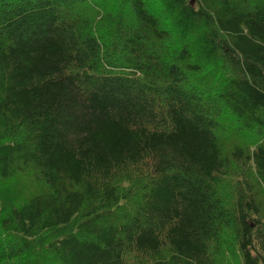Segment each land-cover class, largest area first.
I'll return each instance as SVG.
<instances>
[{"label":"trees","instance_id":"1","mask_svg":"<svg viewBox=\"0 0 264 264\" xmlns=\"http://www.w3.org/2000/svg\"><path fill=\"white\" fill-rule=\"evenodd\" d=\"M225 120L264 188V0H0V178L44 186L1 220L8 258L264 264L251 179L221 192Z\"/></svg>","mask_w":264,"mask_h":264},{"label":"rangeland","instance_id":"2","mask_svg":"<svg viewBox=\"0 0 264 264\" xmlns=\"http://www.w3.org/2000/svg\"><path fill=\"white\" fill-rule=\"evenodd\" d=\"M170 29H173V35H175L176 30L174 28ZM179 34H181V31ZM194 43V41L191 42L192 45ZM223 124L220 135L226 158V168L224 170L226 178L222 184L221 192L228 199L234 198L236 192L234 187L237 185L238 178L249 176L261 208V217L264 220V188L257 181V174L248 159L252 144L256 143L254 141L255 137L252 138L249 134L239 133L237 130L239 125L231 124L228 120L223 121ZM237 149L242 151L241 156H244L243 159L238 156L240 154ZM43 190L44 186L38 181L34 172L29 169L18 172L9 179L0 178V254H3L6 258L3 259L1 264H53L55 262L52 253L40 247L37 240L31 253H17L14 257L8 258L10 252L14 254L17 251L18 237L3 231L1 228V220L9 207L12 205L21 206L33 195ZM228 240H230V237H228ZM219 264H238V262L225 255V259L222 262L220 261Z\"/></svg>","mask_w":264,"mask_h":264}]
</instances>
